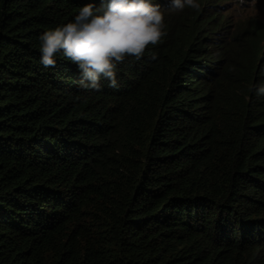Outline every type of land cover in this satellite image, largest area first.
<instances>
[{"label":"trees","instance_id":"16d2710c","mask_svg":"<svg viewBox=\"0 0 264 264\" xmlns=\"http://www.w3.org/2000/svg\"><path fill=\"white\" fill-rule=\"evenodd\" d=\"M151 2L162 43L82 90L39 38L100 0H0V264H264V2Z\"/></svg>","mask_w":264,"mask_h":264},{"label":"clouds","instance_id":"9594fccd","mask_svg":"<svg viewBox=\"0 0 264 264\" xmlns=\"http://www.w3.org/2000/svg\"><path fill=\"white\" fill-rule=\"evenodd\" d=\"M174 9L199 10L196 0H170ZM102 10L94 3L83 6L72 22L57 26L40 36V63L55 68L61 55L77 65L82 90L100 89L103 78L111 88L118 87L117 66L126 58L141 60L150 47L162 43L165 15L151 0H100ZM155 60L156 56L152 55ZM264 96V86L258 88Z\"/></svg>","mask_w":264,"mask_h":264},{"label":"rangeland","instance_id":"374dc122","mask_svg":"<svg viewBox=\"0 0 264 264\" xmlns=\"http://www.w3.org/2000/svg\"><path fill=\"white\" fill-rule=\"evenodd\" d=\"M262 1L264 2V0H262ZM259 9H260V7H257V8L255 9V12L258 13ZM262 16H263V18H264V13H262Z\"/></svg>","mask_w":264,"mask_h":264}]
</instances>
